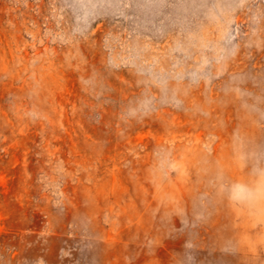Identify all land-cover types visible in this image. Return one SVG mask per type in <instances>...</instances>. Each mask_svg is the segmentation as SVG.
<instances>
[{"label": "rangeland", "instance_id": "rangeland-1", "mask_svg": "<svg viewBox=\"0 0 264 264\" xmlns=\"http://www.w3.org/2000/svg\"><path fill=\"white\" fill-rule=\"evenodd\" d=\"M0 264H264V0H0Z\"/></svg>", "mask_w": 264, "mask_h": 264}]
</instances>
